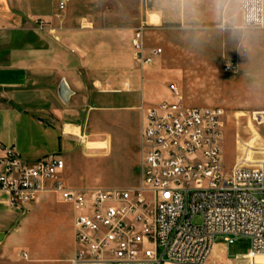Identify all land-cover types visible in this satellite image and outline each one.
<instances>
[{"label":"crops","instance_id":"obj_1","mask_svg":"<svg viewBox=\"0 0 264 264\" xmlns=\"http://www.w3.org/2000/svg\"><path fill=\"white\" fill-rule=\"evenodd\" d=\"M100 10L98 0H71L65 11L59 10L58 0H0V141L29 161L61 155L66 183L85 191L119 189L80 186L73 172L74 158L108 156L113 133L128 128L100 126V118H138L140 173L146 114L171 100L170 85H181L177 63L166 47L151 64L136 60L131 41L137 28H144L146 55L156 50L146 43L152 30L147 10V20L143 12L121 18L101 16ZM166 22L161 17L153 29ZM239 48L231 46V61L224 62L236 65L237 71L243 68ZM259 74L255 88L262 101L256 106L264 109V69ZM63 82L70 91L67 102L59 96ZM246 149L252 155V144ZM76 250L71 205L44 194L23 213L12 209L9 196L0 192V264H72Z\"/></svg>","mask_w":264,"mask_h":264},{"label":"built area","instance_id":"obj_2","mask_svg":"<svg viewBox=\"0 0 264 264\" xmlns=\"http://www.w3.org/2000/svg\"><path fill=\"white\" fill-rule=\"evenodd\" d=\"M70 2L58 0L59 10ZM131 45L141 65L162 54L146 55L143 27ZM224 72L237 66L226 64ZM169 91L171 100L146 114L137 187L73 189L61 155L29 161L0 141V192L12 209L24 213L44 194L73 207L72 264H209L216 239L233 244L239 237L251 240L247 256H264V165L239 159L226 171L225 110L188 107L175 85Z\"/></svg>","mask_w":264,"mask_h":264},{"label":"rangeland","instance_id":"obj_3","mask_svg":"<svg viewBox=\"0 0 264 264\" xmlns=\"http://www.w3.org/2000/svg\"><path fill=\"white\" fill-rule=\"evenodd\" d=\"M98 1L101 16L125 18L143 12L145 19L147 10L152 30L146 43L149 48L162 49L163 55L166 47L177 63L181 85L175 86L182 93L185 104L225 110L221 147L226 171L229 172L239 159H252L256 162L254 165H264V123L260 115L264 114V109L256 106L262 99L255 88L259 86V72L264 69V28L258 29L247 52L239 48L243 68L228 74L224 72V62L231 61L230 47L239 46V43L215 23L208 0H200L196 5L198 16H186L185 6L179 0ZM161 17L169 22L160 29H153ZM179 17H183V23H174L173 19ZM225 99L230 104H224ZM99 124L114 125L118 130L128 128L113 133L108 156L74 158L73 172L78 184L119 189L139 186L138 118L133 115L102 116ZM36 141L41 144L42 139L38 137ZM248 144L254 148L252 155L246 149ZM216 246L220 248L211 255L209 264H264V256H247L251 250V240L247 237L236 238L233 244L218 238Z\"/></svg>","mask_w":264,"mask_h":264},{"label":"clouds","instance_id":"obj_4","mask_svg":"<svg viewBox=\"0 0 264 264\" xmlns=\"http://www.w3.org/2000/svg\"><path fill=\"white\" fill-rule=\"evenodd\" d=\"M200 0H179L185 6L186 16H198L196 5ZM213 19L218 27L229 32L247 52L258 35V26L264 28V0H208Z\"/></svg>","mask_w":264,"mask_h":264},{"label":"water","instance_id":"obj_5","mask_svg":"<svg viewBox=\"0 0 264 264\" xmlns=\"http://www.w3.org/2000/svg\"><path fill=\"white\" fill-rule=\"evenodd\" d=\"M70 95V91L67 87V85L63 82L59 88V96H60V99L64 102H67L68 101V97Z\"/></svg>","mask_w":264,"mask_h":264}]
</instances>
